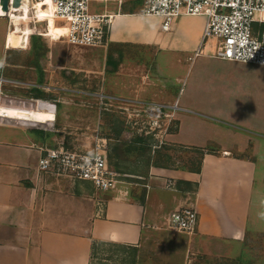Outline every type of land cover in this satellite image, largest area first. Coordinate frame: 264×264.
I'll return each instance as SVG.
<instances>
[{"label":"crops","instance_id":"obj_1","mask_svg":"<svg viewBox=\"0 0 264 264\" xmlns=\"http://www.w3.org/2000/svg\"><path fill=\"white\" fill-rule=\"evenodd\" d=\"M144 1L104 5L98 14L110 17L106 43L102 54L86 56L53 53L45 28L33 33L28 26L21 27L29 18L0 15L12 19L16 34L10 45L9 33L0 43V80L11 67L27 69L26 79L19 73L22 78L16 81L27 84L34 96L14 99L30 101L34 107L44 103L56 116L42 126L0 125V264H91L94 244L140 247L154 236L153 229L160 232L157 237L169 232L172 214L183 207H193L199 216L190 241L196 254L208 256L214 246L243 242L251 227L264 233L258 226L264 216V170L257 160L264 155V120H260L264 88L248 85L253 84L251 72L264 75V66L219 60L211 41L195 56L206 19L182 16L166 32L163 19L143 15ZM35 8L28 0L25 14L42 17ZM41 19L39 26L48 22ZM109 49L148 54L142 61L113 52L109 60ZM20 52L21 59L12 60ZM86 72L106 73L104 92L109 102L125 110L177 103L172 122L167 123L172 126L168 142L203 152L201 171L152 166L146 183L134 194L128 186L98 192L89 182L39 172L46 150H71L68 144L79 142L67 137L72 134L67 130L71 116L65 106L73 102L66 95L85 92L68 87L66 81L69 73ZM60 93L66 97L52 99ZM40 115L37 111L36 117ZM50 115L45 113L43 121ZM254 206L256 222L251 218Z\"/></svg>","mask_w":264,"mask_h":264},{"label":"rangeland","instance_id":"obj_2","mask_svg":"<svg viewBox=\"0 0 264 264\" xmlns=\"http://www.w3.org/2000/svg\"><path fill=\"white\" fill-rule=\"evenodd\" d=\"M30 1L32 6L36 7L35 9H39L42 12V5L36 4L39 0ZM119 1L92 0L89 5L90 12L101 13L105 7L104 5L113 2L120 3ZM122 2L123 0H121ZM41 15L51 16L49 10L41 13ZM26 16L19 15L25 21L28 20ZM28 18V21L21 23V27L28 26L33 33H43L45 28L44 35L50 36L49 40L52 43L53 53L84 54L85 56L98 52L102 54L101 46H104L105 42L94 47H75L70 45L66 39V23L61 19L55 18V21H53L47 18L46 21L48 22H43L39 26V16L35 17L33 12H30ZM8 33L10 45L16 35L13 31L12 19L0 17V43L2 38H4L5 42ZM16 43H11V46ZM113 52L121 53L123 57L126 56V60L130 56L131 59L139 60L141 58L142 61L147 59L146 55L148 54L145 51L109 49L107 51L109 60ZM22 53L16 54L17 56L12 60L16 62L21 59ZM1 54L3 55V52H0V56ZM121 60L123 61L124 59ZM108 62L109 65L112 63ZM19 73L26 79L28 70L19 71L11 67L4 73V80H0V125L20 123L46 125L43 121H37L39 118L36 117L38 106L34 107V104L30 103V101H23L34 95H30L31 91L27 84L17 83L18 81L16 80L22 78ZM251 73L254 79L251 78L250 81L253 84L248 83V85L251 87L255 85L256 87L254 86V88H264V75L257 72ZM105 74L91 72L79 74L78 76L67 74L66 85L85 92L79 95L72 93L74 96L66 95L69 98L68 102H73L71 104L72 107L65 106L69 108V115L71 116L70 126L67 130L72 134L67 135V137L73 138V140L69 141L79 138V142L72 143L81 146L80 149H74L71 145L72 143H69L68 147L71 148V151L92 153L98 145L103 144L102 140L106 141L107 149L105 155L107 156L110 169L116 173V189L119 186H128L131 187L132 194L135 193V190L137 192L138 185L146 183L150 168L156 163L162 167L168 169L176 168L177 170L197 167L201 159L200 152L177 146L174 147L168 142L166 135L167 132L171 131L172 126H168L169 124L167 123L168 120L172 122L173 116L171 114L175 110L171 107L164 109L165 116L159 120L158 125H154L153 121L145 114L144 108L125 110L122 105H114V102L110 103L105 93L107 85V82L104 81ZM97 92H100L102 96L98 98L96 96ZM17 96H21L23 100H15L14 98H19ZM66 96L60 93L52 95V99L60 101L61 97ZM76 104L83 105V108L81 106L76 107ZM74 108L80 109L76 110ZM23 113L24 117H19ZM261 117L264 116H260V120H264ZM55 118L56 116L53 114L52 122L55 121ZM26 120L35 122H26ZM257 160L261 170H264V155ZM255 211L254 206L253 211H251V218L254 222H256L257 216ZM263 211L261 210V212ZM258 226L264 227V216H262V219L260 218ZM168 231L162 233L164 236L157 237L160 232L157 229H153L154 236L140 247L127 248L109 244H95L91 254V264H264V233L257 234V232H254V227H251L243 242H224L221 246H214V253H210L211 255L208 254V256L196 254L197 251L191 248L190 241L193 234L169 229Z\"/></svg>","mask_w":264,"mask_h":264},{"label":"built area","instance_id":"obj_3","mask_svg":"<svg viewBox=\"0 0 264 264\" xmlns=\"http://www.w3.org/2000/svg\"><path fill=\"white\" fill-rule=\"evenodd\" d=\"M91 1L52 0L54 18L66 23V39L76 47L106 43L110 17L91 13ZM142 13L163 19L162 30L166 32L182 16L204 17L203 40L195 56L211 41L214 57L219 60L264 66V0H145ZM166 108L153 104L144 109L153 124L158 125ZM171 108L177 110V103ZM102 142L92 154L48 149L39 160L38 170L73 182H89L98 192L115 190L116 173L108 165L106 141ZM198 224L199 216L193 207H183L170 218L171 230L182 233L194 234Z\"/></svg>","mask_w":264,"mask_h":264},{"label":"bare ground","instance_id":"obj_4","mask_svg":"<svg viewBox=\"0 0 264 264\" xmlns=\"http://www.w3.org/2000/svg\"><path fill=\"white\" fill-rule=\"evenodd\" d=\"M27 1L28 0H20V1H18V0H0V15L1 16H7L8 13H10V16L12 17L13 20L22 19L18 15L26 16L25 6H26ZM37 4L42 5V12H46L47 10H49V12L51 14V16L42 15V17H40V18H42L41 20L47 19V18L50 20H55V18H54V5H53L52 0H41ZM26 18L28 19V16H26ZM37 106H38V111H40L42 113V116L41 115L39 116L38 121H43L44 114L50 112V114H51L50 120L43 121V122L46 125L51 123L53 120L52 117H53L54 112L51 109H49L48 106L44 103L38 102ZM19 117H24V113L21 114Z\"/></svg>","mask_w":264,"mask_h":264},{"label":"trees","instance_id":"obj_5","mask_svg":"<svg viewBox=\"0 0 264 264\" xmlns=\"http://www.w3.org/2000/svg\"><path fill=\"white\" fill-rule=\"evenodd\" d=\"M201 153V159H200V161H199V163H198V166L197 167H195V168H189V169H182V170H184V171H190V172H195V173H199L200 171H201V167H202V157H203V155H204V153L203 152H200ZM152 166H155V167H160V168H165V167H162L161 165H158V163H156V165H152ZM176 169V168H175ZM139 199L141 200V202H143L144 201V194H142V192H141V195H139ZM95 245V244H94ZM93 245V246H94Z\"/></svg>","mask_w":264,"mask_h":264},{"label":"water","instance_id":"obj_6","mask_svg":"<svg viewBox=\"0 0 264 264\" xmlns=\"http://www.w3.org/2000/svg\"><path fill=\"white\" fill-rule=\"evenodd\" d=\"M18 1H20V0H18ZM7 4V3H6Z\"/></svg>","mask_w":264,"mask_h":264}]
</instances>
